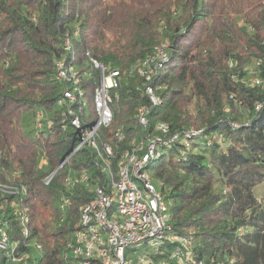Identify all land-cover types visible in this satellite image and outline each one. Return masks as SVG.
Listing matches in <instances>:
<instances>
[{"label": "trees", "instance_id": "1", "mask_svg": "<svg viewBox=\"0 0 264 264\" xmlns=\"http://www.w3.org/2000/svg\"><path fill=\"white\" fill-rule=\"evenodd\" d=\"M103 2L0 0V185L26 189L18 202L30 214L25 242L36 241L42 249L28 264H64L63 246L77 229L80 208L93 200L91 189L115 179L130 142L142 139L156 122L173 132L194 127L204 128L210 138L221 136L219 144L201 146L185 159L168 150L148 163L171 202V234L198 245L200 257L264 264V200L253 195L264 183V105L255 111L264 89L237 81L253 61L264 72V0H146L124 5L117 15ZM73 32V52L65 53L64 38ZM156 48L167 56L151 82L161 104L149 110L144 129L135 111L150 104L140 91L143 80L131 70ZM85 54L121 79L111 124L98 130L97 150L84 148L69 157L79 137L70 124H61L57 97L64 87L55 79V63L64 59L77 67L89 98L97 72ZM24 114L34 126L29 133L20 127ZM117 129L120 141L114 137ZM104 144L112 149L108 176L98 159ZM82 171L91 177L89 186L66 188L64 179ZM12 198H4L1 219L10 240L20 241L8 206ZM63 198L68 200L64 213L58 208Z\"/></svg>", "mask_w": 264, "mask_h": 264}, {"label": "built area", "instance_id": "2", "mask_svg": "<svg viewBox=\"0 0 264 264\" xmlns=\"http://www.w3.org/2000/svg\"><path fill=\"white\" fill-rule=\"evenodd\" d=\"M76 37V32L72 36H65L62 45L65 53L73 52L71 39ZM85 58L97 72V83L89 98H86V86L82 84V75L77 67L66 63L64 59L55 63V79L64 87L57 97L61 124L63 127L70 124L79 137L69 157L84 148L97 150L98 130L107 129L111 124L110 107L121 79L119 72H108L89 54H85ZM166 62L165 52L156 48L152 56L131 70L143 80L140 91L150 104V107L139 106L135 111V117L144 129L148 127L149 110L161 104L156 93L158 88L151 86L152 76ZM229 67H234V64L229 63ZM260 68L261 63L253 61L242 69L243 77L237 81L245 88L264 89V72L260 73ZM263 105L264 101L256 104L255 111L258 112ZM36 118L40 120L41 114L38 113ZM231 127L237 128V125L231 124ZM37 128H40V124H37ZM114 137L118 141L122 140L121 129L115 131ZM220 141V135L213 138L206 136L204 128L189 127L173 132L164 122H156L142 139H133L130 151H126L117 164L115 179L111 178L104 187H93V200L80 208L77 229L63 246L64 264H235L234 259L228 257L222 261L213 257H200L196 251L198 245L171 234V202L161 192L163 183L154 179L146 169L148 163L160 157L164 151L174 150L175 154L185 159L199 147H211L214 142L219 144ZM104 156L106 160L112 157L111 146L107 144L103 145L102 153H98V159L108 176L109 168ZM53 175L45 178L43 183L47 185ZM90 180V175L85 171L71 172L64 179V185L66 188L75 184L89 186ZM25 193L23 186L0 185V264H28V260H37L35 254L41 257L40 244L36 241L25 242L30 234L29 209L27 205L18 208V202ZM7 197H13L8 206L14 209L12 215L22 236L20 241L10 240L1 219ZM67 205L68 200L63 198L58 208L64 213Z\"/></svg>", "mask_w": 264, "mask_h": 264}, {"label": "rangeland", "instance_id": "3", "mask_svg": "<svg viewBox=\"0 0 264 264\" xmlns=\"http://www.w3.org/2000/svg\"><path fill=\"white\" fill-rule=\"evenodd\" d=\"M104 6L107 8L113 6L114 8V14L117 15L119 14L123 9L124 5L130 4L131 6H137L141 2H146V0H103ZM155 4V2H153ZM159 3L155 4L158 5ZM84 67H87V63L84 64ZM31 115L30 114H24L21 119L20 127L22 128L24 133H29L32 130H34L33 123H31ZM34 132V131H33ZM106 160V156L103 158ZM92 190V189H91ZM253 195L256 199L259 201L264 200V183L258 185L254 190H253ZM40 257V254H35V258L38 259Z\"/></svg>", "mask_w": 264, "mask_h": 264}, {"label": "crops", "instance_id": "4", "mask_svg": "<svg viewBox=\"0 0 264 264\" xmlns=\"http://www.w3.org/2000/svg\"><path fill=\"white\" fill-rule=\"evenodd\" d=\"M258 200V199H257Z\"/></svg>", "mask_w": 264, "mask_h": 264}, {"label": "water", "instance_id": "5", "mask_svg": "<svg viewBox=\"0 0 264 264\" xmlns=\"http://www.w3.org/2000/svg\"><path fill=\"white\" fill-rule=\"evenodd\" d=\"M58 170V169H57Z\"/></svg>", "mask_w": 264, "mask_h": 264}]
</instances>
